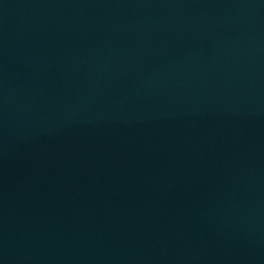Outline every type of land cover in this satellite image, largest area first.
Returning <instances> with one entry per match:
<instances>
[{"label": "water", "instance_id": "95a60500", "mask_svg": "<svg viewBox=\"0 0 264 264\" xmlns=\"http://www.w3.org/2000/svg\"><path fill=\"white\" fill-rule=\"evenodd\" d=\"M0 264H264V0H0Z\"/></svg>", "mask_w": 264, "mask_h": 264}]
</instances>
